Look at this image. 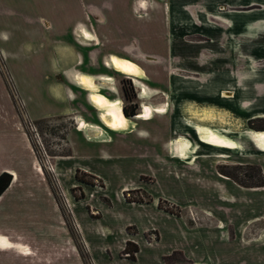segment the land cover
I'll list each match as a JSON object with an SVG mask.
<instances>
[{"label": "rangeland", "instance_id": "rangeland-1", "mask_svg": "<svg viewBox=\"0 0 264 264\" xmlns=\"http://www.w3.org/2000/svg\"><path fill=\"white\" fill-rule=\"evenodd\" d=\"M252 5L254 4L247 6ZM139 6L142 9L147 8L144 1ZM211 6H215L219 9L218 12L224 15L222 5ZM228 6L227 4L226 7ZM138 12L136 11V16L139 15ZM221 17L227 20V17ZM152 19V31H156L155 28L160 29L157 16H152ZM209 23L211 29V22ZM242 27L248 38L246 47L240 52L246 54L243 58L246 62L240 61L241 66L244 65L241 74H247V81L259 80L264 83V65H260L264 63V12L244 20ZM84 30L89 34L88 37L82 36ZM184 33L168 31L165 42L164 33L157 31L155 41L147 44H142L140 39L136 40V37L130 36L128 44L123 46L119 36L114 34V46H107L106 39H103L97 53L95 49L90 50V46H87L88 63L94 64L96 70H101L88 72L76 68L70 76L73 83L74 76L80 72L91 75L99 86L98 91L105 96L119 99L122 111L123 106L128 112L136 113L142 112L143 106L166 109L164 112L152 111L149 118L135 119L132 115H123L127 128L114 132L99 121L98 109L88 101L78 107L79 111L72 115L43 120L32 119L31 111L35 114L40 108L50 111L48 108L52 98H48L43 90L36 91L33 76L24 71L25 63L23 73L18 71L16 78L10 74V80L0 56V69L5 86L15 111L24 124L39 165L44 170L38 172L42 173L50 190L48 194L35 171L22 172L30 181L25 187L20 188L19 183L14 189L12 221L18 223L21 227L20 234L25 238L19 240V243H23L20 245L9 242L0 235V242L5 244L2 249L12 247L16 252L15 255H7L6 264H157L154 260L157 254L173 245L190 250L189 252L196 255L202 254L209 260L210 252L227 255L231 251H237L235 257H241L239 249L243 250L245 246L244 240L241 239L239 222L250 213L251 208L253 213L260 211L258 193L255 198V194L245 192L243 201L236 204L220 200L221 192L226 193L231 189L226 182H223V188L216 186L217 180H221L210 171V166L215 163L216 174L219 172V176H227L248 188L264 186V175L253 158L248 157L242 161L234 154L222 150L211 151L210 144L200 141L198 133L191 125L184 121L182 127L174 119L177 113L175 110L178 105L180 108L182 103L188 105L194 115L202 113L209 116L215 109L210 104L201 105L197 101L184 100L190 96L186 93H194L191 96L200 101L230 103L229 99L207 96L203 91L208 83L214 87L215 83L220 85L221 79L229 72L228 68L238 67L239 59L223 56V49L210 48V43L199 44L205 46L203 49H200V46L180 44V39H198L196 36L182 37ZM79 35L87 41L95 39L92 31L84 26ZM214 36L216 38L217 33ZM134 47L141 48L144 54L152 55L154 59L132 52ZM17 49L22 56L29 57V49ZM200 50L206 51L208 55L211 52L214 56H207L204 60L193 58ZM111 53L133 60L136 72H116L106 65ZM250 72L252 73L249 74ZM106 73L112 75L109 81L99 78L106 76ZM135 79L146 84L148 97H140V86L134 83ZM1 85L0 83V103ZM215 88L217 89V86ZM262 90L264 92V87ZM17 97L22 101V105H19ZM247 97L248 102L252 103L254 97ZM34 98H39L40 105ZM81 118L86 122L98 124L104 132H100L101 136L96 139H88L99 129H84V138L87 141L77 134L73 136L74 121L76 124ZM253 125L257 128L264 127V118H256ZM70 133L72 135L69 142ZM181 136L191 142L187 147L192 148L194 159L190 162L173 156L175 151L183 149V146L178 144L186 142L178 139ZM236 146L239 148L238 143ZM217 147L223 148L219 145ZM16 149L20 152L17 141ZM63 154H71L69 166L81 165V168L77 167L75 171H56L54 161ZM45 161L49 162V165L45 164ZM49 166L53 169H48ZM154 200L157 202L156 208L150 205ZM159 202L161 204H158ZM241 204L244 205L240 206ZM153 210L171 213L184 222L177 225L175 230L171 220L163 222L159 216H149L148 212ZM262 210L264 213L263 207ZM32 224H35V229L38 226L49 229L48 236H43V239H30L33 236L30 227ZM150 224L158 226V229L146 230ZM244 230L247 243H261L256 237L261 234L264 237V218L261 223L249 220ZM159 233H163L159 244L154 247L143 246V240L152 242L158 238ZM126 241L135 243L138 251L141 249L139 261L131 262L126 259L123 253ZM134 255L136 257V254ZM114 256L116 259L108 260ZM163 259L166 263L184 260L181 251L177 249L163 256ZM246 259L249 260L250 257L247 256Z\"/></svg>", "mask_w": 264, "mask_h": 264}, {"label": "crops", "instance_id": "crops-1", "mask_svg": "<svg viewBox=\"0 0 264 264\" xmlns=\"http://www.w3.org/2000/svg\"><path fill=\"white\" fill-rule=\"evenodd\" d=\"M142 1L145 2L146 9H142L139 6ZM225 4L229 6L226 7ZM248 4L254 5L248 7ZM260 4H264V0H0V56L4 63L5 71L15 78L18 71L23 73V66L26 64L24 71L30 72L33 76L37 86L36 91L43 90L46 92L48 98L49 96L52 98V100L50 99L51 103L48 108L50 111L47 112L45 108H40L35 114L30 110L32 119L43 120L75 114L76 111H79L78 107L86 104L88 101L87 91L84 89L86 91L85 94V91L75 85L70 79L71 72L76 68L88 72H98L101 70V68L96 70L97 67L94 64L88 63V57L86 56L87 46H90V50L95 49L97 53L100 46H102L103 39L107 40V46L116 45L113 38L114 34H116V37L119 36L122 41L121 45L123 46L128 44L130 36L136 37L134 38L136 40L140 39L142 44H147L150 41H155L154 37L157 35V31L164 33L165 42L168 31L185 32L184 35L182 34V37L196 36L198 39H180L178 41L180 44L185 46H200L201 48H199L203 49L205 46L203 47V45L199 44L205 42L209 45L210 43V48L221 47L223 49V56L238 58L239 65L237 68L231 66L228 68L229 72L221 79L222 83H219L221 86L215 83L217 89L208 83L207 88L203 91L207 96L223 97L224 100L229 99L230 103H220L213 100H196L194 96H191L194 93H186L190 94V96H187L188 98L186 97L184 100L197 101L201 105L210 104V106L215 108L212 111H228L239 116L247 125L249 119L264 118V92L262 90L264 83L259 80L247 81V74H241L244 65L241 66L240 64L241 60H244V63L246 62V59H243L246 54L240 52L246 47L245 42L248 38V34L242 26L244 20L261 15L264 12V6H260ZM210 5H222L224 9L221 10H223L224 15H221L218 12L219 9L215 8V6L210 7ZM136 11L140 12H138L139 15L137 14V16L135 15ZM145 15H148V17H144ZM152 16L153 18L157 16L160 20L161 28H155L154 30L156 31H152V27L154 26H150V23L153 21ZM215 16L221 19H224L221 17L224 16L225 18L227 17V20H223V22ZM209 22H211V29ZM228 24L230 25L228 26ZM82 26L92 31L95 39L87 41L82 38L79 35ZM215 33H217L216 38L214 36ZM108 37L110 39H107ZM17 48L29 49V57L22 56ZM137 49L141 50L139 47ZM209 54L206 51L200 50L193 58L204 60L207 56H214L211 52ZM106 75L112 76L108 73ZM0 83L2 84V103H0V173L8 172L12 176L8 187L0 194V235H3L9 242L13 241V243L23 245L22 242L19 243L20 239L25 238L20 234L21 227L18 223L12 221L14 216L12 212L14 189L19 183V187L23 188L30 181L29 177L22 172L35 171L39 175L38 178L48 194H50V190L47 182L41 175L42 173L38 172L44 170L42 167L38 168L40 163L24 129V124L15 111L12 98L5 86L1 69ZM165 95H167L166 92ZM248 95L254 97L253 102L251 101L252 103L248 102ZM107 97L110 99L115 98ZM34 100H37L36 103L40 105L39 98H34ZM53 103L54 106H52ZM175 111L177 113L174 115V119L183 127L184 120L180 115L179 105ZM79 121L77 120L76 124ZM75 122L72 132L73 136L77 134L87 141L84 138V129H77ZM72 134L70 133L68 137L69 142ZM228 136L234 141L235 146L238 143L239 148H236L237 146H234V148L225 146L218 148L217 144L210 143V150H222V152L234 154L238 160L242 161L248 157L253 158L255 164L264 175V150L258 147L259 142L257 140L254 141L250 136L245 137V135L229 134ZM16 141L18 142L20 152L16 149ZM96 142L107 143L105 141ZM178 145L183 146V149L191 157L187 159L178 157L177 152L179 150L175 151L173 156L184 162L192 161L194 159L192 148L187 147V143L183 141ZM219 146L222 147V145ZM71 157V154L58 156L54 161L57 168L56 171H72V169L75 171L77 167L81 168V165L69 166L68 162L72 160ZM210 171L221 180H217V187L223 188V182H226L231 189L226 193L221 192L219 195L220 200L236 204L243 201V193L251 192L255 194V198L258 193L260 211L253 213V208H251L249 210L250 213L239 222L242 233L241 239L244 240L243 245L245 246V249H239L241 257L238 259L235 257L237 251H231L227 255L220 253L211 254L210 252L209 260L208 257L205 258L202 254L196 255L189 252L190 250H184L180 246L173 245L164 252H161V254H157L154 259L155 262L157 261V264H264L263 234L255 236L262 241L261 243L254 242L249 244L246 242L247 236L244 230L245 224L249 220L261 223V220L264 218L262 210V207L264 208V205H262V202L264 203V186L248 188L239 185L227 176L222 175L221 177L219 176V172V175L216 174L215 163L211 164ZM150 205L156 208L157 202L154 200ZM243 205L241 204L240 206ZM241 209L245 210L246 208ZM148 215H152L153 217L159 216L163 222L171 220L174 223L172 225H174L175 230L178 228L177 225L184 222L179 217L160 210L149 211ZM217 221L223 224L220 220ZM34 225L30 226L31 234H33L30 239L37 240L43 239V236H48L49 229H43L40 226L35 229ZM154 228L158 229V226L150 224L146 230ZM80 231L82 232L81 227ZM130 235L132 236V234ZM162 235L163 233H159L158 238L152 242L143 240V246H156L159 244ZM132 240L135 239L132 238ZM135 242L140 245L138 241ZM246 246L250 247L246 248ZM174 249L181 251V256L184 260L166 263L163 256L170 254ZM140 253L141 249L135 253L136 257L134 260L126 259L131 262H137L140 260ZM8 254L15 255L16 252L12 247L7 249L0 247V264H6L5 259ZM247 256L250 257L249 260L246 259ZM242 257H245V259ZM112 258L116 259V256L108 260L111 261Z\"/></svg>", "mask_w": 264, "mask_h": 264}, {"label": "bare ground", "instance_id": "bare-ground-1", "mask_svg": "<svg viewBox=\"0 0 264 264\" xmlns=\"http://www.w3.org/2000/svg\"><path fill=\"white\" fill-rule=\"evenodd\" d=\"M216 18L223 21V19L219 17ZM82 36L88 37L89 34L87 33V31H84L82 33ZM136 49L137 48H134L131 51L139 53V55L143 54L149 59H154V56L144 54V52L140 49ZM132 61L133 60H129V57L125 58L121 57L118 54L111 53L108 56L106 65L114 69L116 72L130 74L136 72L135 64ZM263 64L264 63L260 65ZM99 78H102L107 81L111 79L109 75H106L104 77L100 76ZM94 80L95 79L91 75L86 74L84 72H80L77 74V76H74L75 85L87 91V98L89 103L98 109L99 121L109 130L118 131L126 129L127 123L125 118L123 117V112L119 103V99H110L103 95L100 91H98L99 86L94 82ZM134 83L140 86V97L143 98L149 96L145 83L137 79H135ZM165 110V108L158 109L153 107L150 108L149 106H143V111L132 115V117L135 119L149 118L152 115V111L164 112ZM179 111L181 116L183 117V120L187 124L191 125L195 129V132L198 133L197 136L201 141H204L206 143L208 142L209 144H217L230 148L234 147L235 143L233 140H231L228 135L239 134L240 136H250L251 139H254V141L257 140L259 142L258 147L264 150V130H256L254 128L249 127L239 116L234 115L233 113H230L228 111L224 112L221 110H215L212 111V114L209 116H206L205 114L203 115L202 113L194 115L192 113V109H189L188 105H184L183 103L181 104ZM95 127H97L99 130L95 132L92 129L94 131V135L89 136L88 139H96L100 137V132L103 133L104 129L98 124L89 123L83 119L80 120V122H78L77 124V129L88 130ZM224 132H226L227 134ZM178 139L185 140L182 136ZM185 141L187 143V146L191 145V142L189 140ZM178 157L187 159L191 156L187 154L184 149L181 148L180 152L178 151ZM4 246L5 244H2L0 242V247L2 248Z\"/></svg>", "mask_w": 264, "mask_h": 264}, {"label": "trees", "instance_id": "trees-1", "mask_svg": "<svg viewBox=\"0 0 264 264\" xmlns=\"http://www.w3.org/2000/svg\"><path fill=\"white\" fill-rule=\"evenodd\" d=\"M123 115L124 117L131 116L135 114L136 112H128L126 107L123 106ZM255 119H249L247 121V124L249 127L257 129V130H264V127L257 128L253 125ZM12 179V176L8 172H2L0 173V194L8 187L10 184V181ZM158 204H161L160 202ZM130 245V246H129ZM123 253L125 254V257L131 260L135 259V253L138 251V247L135 245V243H132L131 241H126L125 246L123 248Z\"/></svg>", "mask_w": 264, "mask_h": 264}, {"label": "built area", "instance_id": "built-area-1", "mask_svg": "<svg viewBox=\"0 0 264 264\" xmlns=\"http://www.w3.org/2000/svg\"><path fill=\"white\" fill-rule=\"evenodd\" d=\"M10 80H12L11 79V77H10ZM12 85H11V83H10V87H11ZM18 98V97H17ZM18 103H19V105L21 104L22 105V101L18 98ZM45 164H48L49 165V162L47 163L46 161H45ZM40 167V166H39ZM48 169H50V170H52L53 168L51 167V166H49L48 167Z\"/></svg>", "mask_w": 264, "mask_h": 264}, {"label": "flooded vegetation", "instance_id": "flooded-vegetation-1", "mask_svg": "<svg viewBox=\"0 0 264 264\" xmlns=\"http://www.w3.org/2000/svg\"><path fill=\"white\" fill-rule=\"evenodd\" d=\"M136 53V52H135Z\"/></svg>", "mask_w": 264, "mask_h": 264}]
</instances>
